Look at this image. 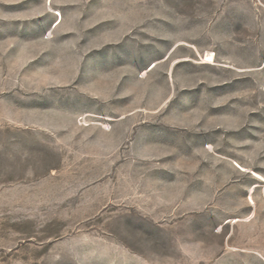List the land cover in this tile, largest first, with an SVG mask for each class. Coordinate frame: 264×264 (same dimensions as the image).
<instances>
[{"label":"rangeland","instance_id":"obj_1","mask_svg":"<svg viewBox=\"0 0 264 264\" xmlns=\"http://www.w3.org/2000/svg\"><path fill=\"white\" fill-rule=\"evenodd\" d=\"M0 264H264V0H0Z\"/></svg>","mask_w":264,"mask_h":264}]
</instances>
